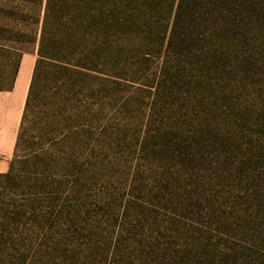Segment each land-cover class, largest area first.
Returning <instances> with one entry per match:
<instances>
[{"label":"rangeland","instance_id":"obj_1","mask_svg":"<svg viewBox=\"0 0 264 264\" xmlns=\"http://www.w3.org/2000/svg\"><path fill=\"white\" fill-rule=\"evenodd\" d=\"M24 6L0 0V91L32 76L34 44L14 80L2 65ZM112 10L109 33L96 20L74 58L73 85L61 50L45 63L19 155L59 159L12 225L0 212V264H264V0Z\"/></svg>","mask_w":264,"mask_h":264},{"label":"trees","instance_id":"obj_2","mask_svg":"<svg viewBox=\"0 0 264 264\" xmlns=\"http://www.w3.org/2000/svg\"><path fill=\"white\" fill-rule=\"evenodd\" d=\"M20 1L24 5H30L32 11L25 10L26 6H24L20 9L18 16L15 17L18 27H15L14 30L7 28L8 31L4 41L10 44L1 46L7 57L2 65L13 72L14 80L19 71L22 55L27 53L29 44L36 45L37 57L25 100L14 154L10 160V167L7 172L0 173L1 184L6 185L3 190L9 189L12 191L10 200L0 206V212H3L2 223L8 226L13 224L17 216L24 214L29 204L28 197L30 194L27 191L34 186V182L45 179L42 167L51 165L50 162H53L55 157L59 159L60 151L57 153V150L49 152L46 157H41L39 153L32 154V152L23 156L19 155L20 152L26 151L33 139L32 137H35L31 132L33 129L32 121L36 118L35 105L40 104V101H38L40 97L39 79L45 63L56 62L57 51L61 50L64 57V61H61L62 68L68 72L66 83H68V86L73 85L74 76L78 73L77 65L73 62L74 58L83 56L86 53V44L90 36L89 31L95 29V21L97 20L100 26L102 31L100 33L106 36L113 20L111 18L113 0ZM239 1L241 0H232L234 4ZM13 84L14 82L12 86ZM55 112V110H51L52 115H55ZM55 123V116H52V124L55 125ZM36 129L38 130L36 141L41 143L44 139L42 138L43 129L41 127ZM53 132H55V129ZM48 145L50 148L53 147L50 143Z\"/></svg>","mask_w":264,"mask_h":264},{"label":"crops","instance_id":"obj_3","mask_svg":"<svg viewBox=\"0 0 264 264\" xmlns=\"http://www.w3.org/2000/svg\"><path fill=\"white\" fill-rule=\"evenodd\" d=\"M31 72V71H30ZM24 73L8 90L0 91V173L9 170L20 127L31 74ZM31 76V77H30Z\"/></svg>","mask_w":264,"mask_h":264}]
</instances>
